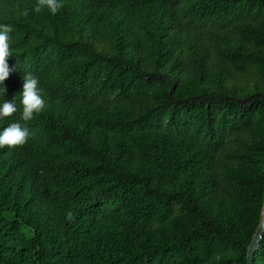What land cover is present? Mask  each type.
Returning a JSON list of instances; mask_svg holds the SVG:
<instances>
[{
    "label": "trees",
    "instance_id": "obj_1",
    "mask_svg": "<svg viewBox=\"0 0 264 264\" xmlns=\"http://www.w3.org/2000/svg\"><path fill=\"white\" fill-rule=\"evenodd\" d=\"M36 3L0 0L14 29L0 103L19 106L26 73L46 101L32 138L0 149V264H247L264 196V0Z\"/></svg>",
    "mask_w": 264,
    "mask_h": 264
},
{
    "label": "clouds",
    "instance_id": "obj_2",
    "mask_svg": "<svg viewBox=\"0 0 264 264\" xmlns=\"http://www.w3.org/2000/svg\"><path fill=\"white\" fill-rule=\"evenodd\" d=\"M64 7L63 0H37L34 11L39 13L45 8L53 15L57 14ZM24 15H28L25 10ZM13 27L10 24H0V94L5 96L7 88L5 81L10 77L11 69L8 65L9 57L13 56L12 37ZM22 92L19 93V106L17 95L11 100L5 99L0 103V118L12 117L22 109L21 122H12L0 132V149L23 147L33 136L32 130L27 126V122L33 120L46 108L44 90L40 86L39 78L32 73L23 76ZM73 213L67 214V219L71 220Z\"/></svg>",
    "mask_w": 264,
    "mask_h": 264
},
{
    "label": "water",
    "instance_id": "obj_3",
    "mask_svg": "<svg viewBox=\"0 0 264 264\" xmlns=\"http://www.w3.org/2000/svg\"><path fill=\"white\" fill-rule=\"evenodd\" d=\"M264 235V196H263V206H262V217L261 222L249 244L246 256V263L253 264V256L255 251L257 250L262 238Z\"/></svg>",
    "mask_w": 264,
    "mask_h": 264
}]
</instances>
